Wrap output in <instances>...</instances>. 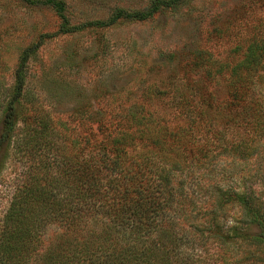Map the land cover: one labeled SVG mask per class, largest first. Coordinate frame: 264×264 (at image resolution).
Masks as SVG:
<instances>
[{"label": "trees", "instance_id": "obj_1", "mask_svg": "<svg viewBox=\"0 0 264 264\" xmlns=\"http://www.w3.org/2000/svg\"><path fill=\"white\" fill-rule=\"evenodd\" d=\"M17 1L52 8L63 35L110 28L121 20L146 22L183 3L155 0L147 12L116 10L106 21L70 27L62 1ZM248 32L250 39L234 48L238 57L231 61L210 63L206 51L192 54L180 67L189 78L180 79L187 91L178 98L146 91L134 107L97 114L96 140H80L78 156L68 154L63 140L64 174L29 179L17 190L5 220L13 224L0 240V264H264V190L245 186L250 170L228 174L221 168L227 160L233 169L236 161L255 162L256 144L264 140V100H253L255 89H264L263 23ZM52 37L41 35L22 54L1 122L0 149L16 126L25 65ZM223 76L228 100L223 111L229 117L217 127L208 86ZM155 102L175 108L143 106ZM230 210L236 212L229 221ZM241 246L253 253H240Z\"/></svg>", "mask_w": 264, "mask_h": 264}, {"label": "rangeland", "instance_id": "obj_2", "mask_svg": "<svg viewBox=\"0 0 264 264\" xmlns=\"http://www.w3.org/2000/svg\"><path fill=\"white\" fill-rule=\"evenodd\" d=\"M59 1L65 3V16L73 27L106 21L116 10L147 12L155 0ZM257 22L264 25V0H183L180 6L161 10L146 22L121 20L110 28L63 35L59 33L62 20L52 8L0 0V137L4 110L14 91L23 52L41 35L53 36L44 40L25 65L22 97L16 104V126L9 143L0 149V240L4 228L10 230L13 224L10 222L8 227L5 220L17 190L29 179H41L45 174L52 179L66 171L59 159L64 151L63 140L71 149L68 154L78 156L80 140H96L93 134L97 114L134 107L146 91L166 97L175 94L178 98L187 91L180 79L189 78L180 67L190 61L192 54L206 51L204 59L210 63L236 59L234 48L245 46L244 41L250 39L248 31ZM242 26L245 29L241 30ZM211 75L217 76L215 71ZM215 78L208 92L214 99L211 110L217 111L210 117L217 127H222L229 117L223 111L228 101L226 77ZM253 100L263 102L262 87L255 89ZM143 106L175 108L157 102ZM262 115L260 119L264 120V112ZM260 141L256 144L260 158L255 162L242 165L236 161L234 170L227 160L221 168L228 174L239 171V167L250 170L246 172L253 176L250 179L244 174L245 186L263 191L264 140ZM94 144L93 141L91 146ZM86 148L85 156L90 154L89 145ZM242 188L240 183L239 191ZM235 212H228L229 221ZM56 233L49 232L48 242ZM246 251L253 253L249 247L239 248L240 253ZM254 257L261 256L256 252Z\"/></svg>", "mask_w": 264, "mask_h": 264}]
</instances>
